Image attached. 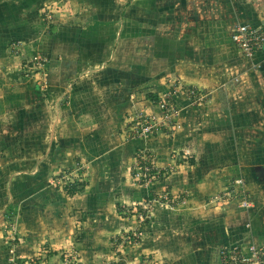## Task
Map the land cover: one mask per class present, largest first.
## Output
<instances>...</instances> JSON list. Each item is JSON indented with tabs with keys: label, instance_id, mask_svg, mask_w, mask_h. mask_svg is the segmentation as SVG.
<instances>
[{
	"label": "rangeland",
	"instance_id": "obj_1",
	"mask_svg": "<svg viewBox=\"0 0 264 264\" xmlns=\"http://www.w3.org/2000/svg\"><path fill=\"white\" fill-rule=\"evenodd\" d=\"M189 4L201 11L181 20L192 31L189 62L162 92L195 87L207 97L199 105L178 93L179 127L125 141L134 110L149 100L159 112L163 96L147 75L135 79L130 109L103 125L89 115L92 128L76 99L54 128L52 111L67 105L53 106L33 83L45 112L29 91L27 102L0 99V264H214L225 247L264 246V58L242 57L230 39L236 25L264 21V0ZM138 153L154 161L148 181L137 176ZM228 189L237 198L215 200ZM242 193L250 208L239 207Z\"/></svg>",
	"mask_w": 264,
	"mask_h": 264
},
{
	"label": "crops",
	"instance_id": "obj_2",
	"mask_svg": "<svg viewBox=\"0 0 264 264\" xmlns=\"http://www.w3.org/2000/svg\"><path fill=\"white\" fill-rule=\"evenodd\" d=\"M192 1L0 0V99L6 98L9 102L19 98L27 102L29 91L39 101L36 107L45 112L46 104L41 95L28 88L31 83L37 87L39 76L25 77L21 72L24 59L34 52L49 58L48 77L54 91L46 98L55 99L53 106L61 102L67 105L61 106L62 111L56 107V111H52V115H57L54 128L60 125V114L70 112L74 99L82 103L83 114H88L84 119L88 120L89 128L94 127L89 115L98 114L101 125L108 121L107 117H118L124 107L131 108V94L138 89L133 85L135 79L145 75L151 77V82H157L154 92L158 90L166 96L167 93L162 92L165 86L162 80L166 76H183L179 71L187 68L189 62L186 33L192 31L186 28L187 21L181 20L200 14L196 6H190ZM47 11L53 12V20L49 22L44 17ZM177 26H183V32ZM17 41L21 42L18 48L11 45ZM181 66L185 68L181 70ZM183 78L186 82L199 81L200 84L210 80ZM107 83L110 89L105 91ZM120 91L125 94L123 100L115 101ZM109 98L114 101L107 104L105 100ZM145 105L148 111L156 109L149 100ZM159 142L163 141H156L152 146L157 152L162 146ZM189 148L185 146L183 150L189 154V150H193ZM173 186L176 188L175 184Z\"/></svg>",
	"mask_w": 264,
	"mask_h": 264
},
{
	"label": "built area",
	"instance_id": "obj_3",
	"mask_svg": "<svg viewBox=\"0 0 264 264\" xmlns=\"http://www.w3.org/2000/svg\"><path fill=\"white\" fill-rule=\"evenodd\" d=\"M45 19L49 22L52 19L49 11L44 13ZM231 42L238 54L252 61H262L264 58V21L260 25H252L250 23H240L235 26L231 33ZM21 42L14 43L13 46L19 47ZM31 67L34 73L39 72L38 84L41 88H47V80L45 67L47 57L40 53H35L31 57ZM179 92H183L187 98L203 104L207 97L206 93L195 87H185L184 91H174V94H169L161 97L158 100L157 107L159 112L148 111L145 108L134 110L130 116V126L125 131V141L148 140L161 130H173L176 126H180L179 115L181 109L176 104V96ZM136 159V173L142 181H148L151 172L156 168L153 159L147 157L146 153H138ZM149 165H146V162ZM234 182L238 185L245 186L242 178L235 179ZM238 190L234 192L228 189L223 195L219 194L215 200H220L228 195V199L237 198ZM239 198V207L250 208L252 202L247 198V194L242 193ZM216 264H264V246L256 243H250L247 246H230L220 250L218 262Z\"/></svg>",
	"mask_w": 264,
	"mask_h": 264
},
{
	"label": "trees",
	"instance_id": "obj_4",
	"mask_svg": "<svg viewBox=\"0 0 264 264\" xmlns=\"http://www.w3.org/2000/svg\"><path fill=\"white\" fill-rule=\"evenodd\" d=\"M17 42H19V41H17ZM17 42H13V43H11V45L14 44V43H17ZM35 53L36 52H34L32 55H34ZM32 55L29 56V60L27 62V65L28 66H26V63H25L27 59L26 58L24 59L23 69L21 70V72H22L23 76H25V77H33V78H35L36 76H39V72L36 71V73H34L32 71V67H31L32 63H31V60H30L31 57H32ZM48 60H49V58H48ZM48 60H47L46 67H45V74H46V80H47V88L46 89H42L41 86L38 84V82H37L38 85L36 84L37 87H39L40 90L46 92V94H50L51 92L54 91L52 89L53 87H52V85H51V83L49 81V77H48V66H49V61ZM67 190H68V192H71L72 193L75 190V186H73L72 188H67Z\"/></svg>",
	"mask_w": 264,
	"mask_h": 264
}]
</instances>
